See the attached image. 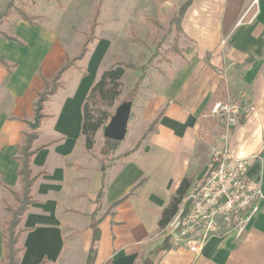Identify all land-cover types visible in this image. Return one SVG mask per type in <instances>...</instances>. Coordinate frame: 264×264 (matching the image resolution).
I'll return each instance as SVG.
<instances>
[{
  "label": "crops",
  "instance_id": "obj_1",
  "mask_svg": "<svg viewBox=\"0 0 264 264\" xmlns=\"http://www.w3.org/2000/svg\"><path fill=\"white\" fill-rule=\"evenodd\" d=\"M33 24L18 19L0 28L7 66L0 64L1 263L4 208L14 205L10 192L21 189L18 148L32 132L44 81L80 50L68 53L57 29ZM182 29L188 44L154 79L137 139L130 146L124 140L108 160L99 155V132L85 149L81 127L91 88L114 65L107 61L109 40L91 41L84 59L62 75L35 131L33 147L42 149L31 159L35 181L20 224L19 264H85L93 222L99 231L93 264H264V0H194ZM219 88L238 96L246 115L208 143L197 103ZM223 149L251 161L248 176L260 186V199L240 226L211 238L198 254L171 245L151 257L172 232L175 217L165 229L158 223L182 181L189 180L190 193Z\"/></svg>",
  "mask_w": 264,
  "mask_h": 264
},
{
  "label": "rangeland",
  "instance_id": "obj_2",
  "mask_svg": "<svg viewBox=\"0 0 264 264\" xmlns=\"http://www.w3.org/2000/svg\"><path fill=\"white\" fill-rule=\"evenodd\" d=\"M4 1L0 2V28L9 22L20 19L18 14L23 13L28 19L38 24L53 26L57 29L62 43L70 54L77 53L87 40L93 39L91 41H94L96 38H103L110 42V47L107 48V61L133 66L134 69L125 70L121 80V93L117 100L111 107H103L113 116L120 105L133 101L126 139L123 143L124 146H130L133 139H137V135L140 133L139 124H144L143 116L148 105L146 103L150 100L153 91L154 79L167 66H170L171 60L176 57L175 51L181 52L182 48L188 44V40L183 38L184 31L182 29V20L185 14L179 25L181 32L176 28L177 23L175 22L179 10L188 0ZM96 11L98 12L97 18L95 22H92ZM7 13H10L9 17H5ZM93 24H95V29L92 36L90 32ZM6 28L8 27H5V31ZM7 32L11 33V30L9 29ZM140 78L142 79L138 92L133 95L131 90ZM224 99L241 102L238 96L231 95L227 91L223 93L219 88L210 99L206 100L205 98V101L199 100L200 102L197 103L198 107L203 108L205 117L202 118V123L206 132H204V138L208 143H213L212 138L219 135L222 128L206 116L215 101ZM98 132L100 136L99 155H101L108 145L103 137V130ZM121 146L122 143L114 145L113 151L106 160L110 156H114ZM101 165L105 166L103 161ZM206 165L208 168L201 181L210 169L211 161ZM188 191L184 197L187 196ZM230 225L233 228L236 227L237 220L233 219Z\"/></svg>",
  "mask_w": 264,
  "mask_h": 264
},
{
  "label": "trees",
  "instance_id": "obj_3",
  "mask_svg": "<svg viewBox=\"0 0 264 264\" xmlns=\"http://www.w3.org/2000/svg\"><path fill=\"white\" fill-rule=\"evenodd\" d=\"M193 0H188L179 10V15L175 19L176 28L180 31V22L185 14L186 10L190 7ZM98 12H95L94 19L95 22ZM10 13H7L5 17H9ZM20 19L27 22L30 25L33 24V20L28 19L23 13L18 14ZM95 29V24L92 25V31L90 32L93 36V31ZM181 32V31H180ZM91 40H87L81 46L78 54L73 58L66 57V60L62 66L56 71L50 81H44V89L39 94L37 104L40 103L41 111L43 104L48 100L49 97L53 96L58 87L59 81L62 75L72 68L76 62L82 61L88 52V44ZM176 55H180V51H175ZM0 64L6 66V64L0 60ZM7 67V66H6ZM134 69L133 66L123 65L120 63H115L111 68L105 70L98 81L93 85L91 91L86 99V102L82 110V127L81 134L84 138V147L86 150H91L94 145V136L99 130H103L106 126L107 121L112 117L108 112H106L103 107H111L113 103L117 100L122 89V78L124 76L126 69ZM140 78L133 89L131 94H136L141 82ZM133 104V101H128ZM91 104V106H90ZM42 118V115H41ZM152 132V128L149 129V133ZM147 137V134L142 137V141ZM37 140V134L35 131L24 134V140L22 145L18 148V155L16 160L19 162L20 169L18 171V177L20 179L21 189L20 192L14 193L10 192L14 200V205H6L4 210L7 214V219L3 227V245L5 252V261L0 264H19L20 259L23 254V248L19 244L20 236L23 230L20 228L22 217L28 211L30 205L32 204L31 189L34 184L35 178L32 176L31 171V159L42 147H33L34 142ZM108 146L101 153L103 159H106L108 155L113 151V146L119 144L118 142L105 139ZM140 143L137 144L135 150L139 147ZM112 147V148H111ZM103 161V160H102ZM101 161V162H102ZM190 187V182L184 179L180 184L178 190L170 201V204L161 213V217L158 223L160 229H165L176 216L178 208L184 198L187 190ZM101 195V192L99 196ZM98 196V197H99ZM91 229L93 231L92 247L88 252L86 263L93 264L96 256V250L94 248L95 243L99 239V231L95 222L91 224ZM171 248V238L167 236L163 244L156 248L151 257L157 255L162 251H167ZM44 264V263H42ZM145 264H151L148 260Z\"/></svg>",
  "mask_w": 264,
  "mask_h": 264
},
{
  "label": "built area",
  "instance_id": "obj_4",
  "mask_svg": "<svg viewBox=\"0 0 264 264\" xmlns=\"http://www.w3.org/2000/svg\"><path fill=\"white\" fill-rule=\"evenodd\" d=\"M246 115L241 102L230 99L215 101L209 117L226 130L237 127ZM251 161L233 156L228 150L215 152L203 180L183 199L172 224L171 245L185 247L198 254L211 238L237 227L243 214L251 211L261 197L260 186L249 176Z\"/></svg>",
  "mask_w": 264,
  "mask_h": 264
},
{
  "label": "water",
  "instance_id": "obj_5",
  "mask_svg": "<svg viewBox=\"0 0 264 264\" xmlns=\"http://www.w3.org/2000/svg\"><path fill=\"white\" fill-rule=\"evenodd\" d=\"M132 103L127 102L120 105L115 114L109 119L103 129V137L107 140L122 143L127 134V126L131 114ZM41 106L37 104L33 123L29 125L31 131H36L39 128L41 119Z\"/></svg>",
  "mask_w": 264,
  "mask_h": 264
}]
</instances>
